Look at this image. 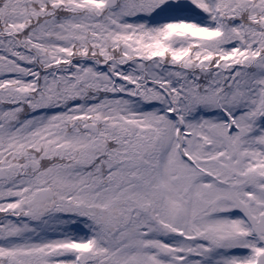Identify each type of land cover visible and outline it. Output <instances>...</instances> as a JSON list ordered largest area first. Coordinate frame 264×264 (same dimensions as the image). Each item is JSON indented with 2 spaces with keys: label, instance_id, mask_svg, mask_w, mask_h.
<instances>
[{
  "label": "snow or ice",
  "instance_id": "6c2138e0",
  "mask_svg": "<svg viewBox=\"0 0 264 264\" xmlns=\"http://www.w3.org/2000/svg\"><path fill=\"white\" fill-rule=\"evenodd\" d=\"M0 264H264V0H0Z\"/></svg>",
  "mask_w": 264,
  "mask_h": 264
}]
</instances>
